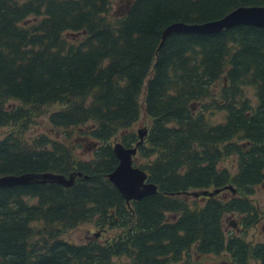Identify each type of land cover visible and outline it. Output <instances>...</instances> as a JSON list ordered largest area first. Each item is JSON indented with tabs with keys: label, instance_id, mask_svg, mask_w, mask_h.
<instances>
[{
	"label": "trees",
	"instance_id": "obj_1",
	"mask_svg": "<svg viewBox=\"0 0 264 264\" xmlns=\"http://www.w3.org/2000/svg\"><path fill=\"white\" fill-rule=\"evenodd\" d=\"M249 5L264 0H0V177L74 174L0 186V264H264L245 235L264 218V28L162 38ZM138 126L156 190L127 203L107 174ZM83 222L115 235L62 238Z\"/></svg>",
	"mask_w": 264,
	"mask_h": 264
},
{
	"label": "water",
	"instance_id": "obj_2",
	"mask_svg": "<svg viewBox=\"0 0 264 264\" xmlns=\"http://www.w3.org/2000/svg\"><path fill=\"white\" fill-rule=\"evenodd\" d=\"M237 25H250L264 28V5L239 6L221 18L201 23H172L163 30L162 38L171 32L213 34ZM144 134L145 130L139 131V141L134 146L125 147L119 142L113 145V152L118 159V164L107 174V177L121 192L127 202L130 199H140L144 195L153 194L156 190L155 185L145 182L147 178L145 171L132 165V156L135 155L136 148L142 142V136ZM45 173L1 176L0 186H14L31 182L43 183L46 181L69 186L74 179V174L65 177L61 174ZM216 192H218V189H215L213 192L204 191L202 193L212 195Z\"/></svg>",
	"mask_w": 264,
	"mask_h": 264
},
{
	"label": "rangeland",
	"instance_id": "obj_3",
	"mask_svg": "<svg viewBox=\"0 0 264 264\" xmlns=\"http://www.w3.org/2000/svg\"><path fill=\"white\" fill-rule=\"evenodd\" d=\"M55 107H48V110H54ZM46 117L47 114H43L42 116L36 117V119L27 127L26 132L30 135L33 136L36 133L39 132H46L48 133V126L46 123ZM214 118L218 120L217 114L214 115ZM142 128V126H138L135 129V132L137 133V130ZM10 129V127H2L0 128V137H3L5 133ZM59 135L62 134V131L59 130ZM80 140V139H79ZM83 145L84 141H82ZM88 146V143L87 145ZM90 147V146H88ZM85 150L81 149L78 154L83 155L86 157L90 151V148ZM83 153V154H82ZM230 163H233L234 166L236 165L234 161H224L222 162V165H230ZM253 200L255 201V204H257L261 210L264 213V194L260 189H257L256 193L253 195ZM229 219L233 220L236 225H238V221L235 220V217L233 215L228 216ZM240 225V224H239ZM226 229H230V225L228 223L225 224ZM115 229H110V228H105V227H99L95 228L94 224L92 222H83L76 226L75 228L69 229L66 234L62 236V238L73 242V243H82L89 241L90 239H96L98 242L103 243L107 239L112 238L115 235ZM237 233H240L238 230ZM245 235L247 239L252 240L253 242L257 241H263L264 240V218L262 220V223L258 225L256 228H248L245 232ZM115 264H130L129 260L125 257H121L119 262H116Z\"/></svg>",
	"mask_w": 264,
	"mask_h": 264
},
{
	"label": "bare ground",
	"instance_id": "obj_4",
	"mask_svg": "<svg viewBox=\"0 0 264 264\" xmlns=\"http://www.w3.org/2000/svg\"><path fill=\"white\" fill-rule=\"evenodd\" d=\"M44 174H46V173H44Z\"/></svg>",
	"mask_w": 264,
	"mask_h": 264
}]
</instances>
